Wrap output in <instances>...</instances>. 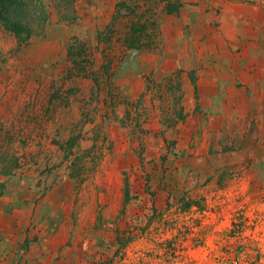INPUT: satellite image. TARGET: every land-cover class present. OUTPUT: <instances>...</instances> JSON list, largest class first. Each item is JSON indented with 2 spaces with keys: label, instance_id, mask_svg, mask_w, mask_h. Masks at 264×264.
Segmentation results:
<instances>
[{
  "label": "rangeland",
  "instance_id": "374dc122",
  "mask_svg": "<svg viewBox=\"0 0 264 264\" xmlns=\"http://www.w3.org/2000/svg\"><path fill=\"white\" fill-rule=\"evenodd\" d=\"M45 8L25 43L0 26V264H264L228 98L264 80V0Z\"/></svg>",
  "mask_w": 264,
  "mask_h": 264
},
{
  "label": "trees",
  "instance_id": "16d2710c",
  "mask_svg": "<svg viewBox=\"0 0 264 264\" xmlns=\"http://www.w3.org/2000/svg\"><path fill=\"white\" fill-rule=\"evenodd\" d=\"M45 1L0 0V26L12 33L20 43L40 35L48 16ZM61 1L69 3L70 0Z\"/></svg>",
  "mask_w": 264,
  "mask_h": 264
},
{
  "label": "crops",
  "instance_id": "0c3cea01",
  "mask_svg": "<svg viewBox=\"0 0 264 264\" xmlns=\"http://www.w3.org/2000/svg\"><path fill=\"white\" fill-rule=\"evenodd\" d=\"M263 82L264 80L260 81H254L252 84L257 86L258 84L260 85V89H252L251 92L248 94L243 91H235L233 90L232 92L228 93V98H235V106H230V110L233 112L234 109V115L232 113L231 117H233L232 121L234 124L238 123H245L248 122L252 124L253 127V132L255 134L258 133L259 138L252 139L251 142L245 141L244 143H239L243 144L245 146H257L258 149H252L249 150L247 149L248 153L261 155L264 157V134H263V129H264V88H263ZM259 106H258V105ZM230 105H231V100H230ZM246 124V123H245ZM247 125V124H246ZM263 130V131H262ZM257 135V134H256ZM258 140L256 143L255 141ZM254 143V144H253Z\"/></svg>",
  "mask_w": 264,
  "mask_h": 264
}]
</instances>
